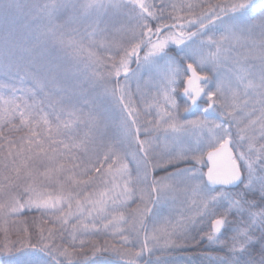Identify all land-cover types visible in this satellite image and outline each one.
Here are the masks:
<instances>
[{
    "label": "snow or ice",
    "instance_id": "obj_1",
    "mask_svg": "<svg viewBox=\"0 0 264 264\" xmlns=\"http://www.w3.org/2000/svg\"><path fill=\"white\" fill-rule=\"evenodd\" d=\"M250 3L40 6L34 39L15 46L23 63L9 60L0 72V256L72 264L115 254L142 264L145 253L197 247L215 250L190 264H252L250 253L264 256V188L251 199L227 188L245 172L246 189L264 176V17L227 22ZM59 12L66 15L57 22ZM197 34L202 44L181 66L170 45ZM134 63L155 66L158 79L149 74L133 89ZM70 74L98 84L118 118L66 102L82 87ZM196 106L200 114L185 119ZM215 109L223 119L209 117ZM186 161L191 175L172 167ZM164 201L175 205L167 215L154 211Z\"/></svg>",
    "mask_w": 264,
    "mask_h": 264
},
{
    "label": "trees",
    "instance_id": "obj_2",
    "mask_svg": "<svg viewBox=\"0 0 264 264\" xmlns=\"http://www.w3.org/2000/svg\"><path fill=\"white\" fill-rule=\"evenodd\" d=\"M50 2V0H0V72L4 71V65L9 60H13L16 63L22 64L15 51V46H24L30 43L35 37V28L41 23L43 17L40 15L38 9L41 5ZM252 12V8L246 10ZM65 12H59L57 14V22L62 21L65 17ZM264 17V6L259 8L258 15L254 20H258ZM183 60V59H182ZM12 73L11 79H15L17 69H10ZM69 82L73 79L81 82V89L70 95L67 98L68 103L75 107H88L92 106L102 116L111 117L116 116V112L111 111L114 107L109 104V99L102 94L100 86L92 85L90 81L83 75L68 77ZM103 107H102V106ZM112 108H110V107ZM113 116V117H114ZM185 163L184 165H187ZM245 187V186H244ZM243 185L238 188H231L229 190L236 193H244L248 199L252 198L253 191L256 195H259L261 188H249L245 190ZM209 189L211 187L208 186ZM220 188H215L219 191ZM31 214V213H29ZM208 247L204 248H176L169 249L166 253L161 250L153 251L152 253H145L142 258V264H190L191 259L200 258L203 259L202 253L213 251ZM29 256L28 253L22 256H0V262L5 260L12 261L13 264H17L21 259H26ZM159 257V262L157 261ZM252 264H264V256L257 252L250 253ZM30 259L36 261H48V264H52V259L48 256L34 255ZM72 264H123L115 254H107L104 257L97 256L96 258H77L72 261Z\"/></svg>",
    "mask_w": 264,
    "mask_h": 264
},
{
    "label": "rangeland",
    "instance_id": "obj_3",
    "mask_svg": "<svg viewBox=\"0 0 264 264\" xmlns=\"http://www.w3.org/2000/svg\"><path fill=\"white\" fill-rule=\"evenodd\" d=\"M263 1L264 0H251V3L245 9L239 10L238 13L230 14V16L227 18V22L237 23V24H241V25H247V24H250V23L256 21V20H254V18L258 15L259 8L263 6L261 4ZM250 7L252 8V12H247L246 10L249 9ZM221 19L223 21L225 18H221ZM220 26L221 25L219 23L213 24L208 31H217L220 28ZM204 34H207V33H204ZM201 44H202V34H197V36L193 37L190 41H187L185 43V45L180 46V47H177L176 45H170V48L175 49L176 59H177L178 63L181 66H183V60L182 59H183L184 54L191 51L192 49L199 47ZM164 60H165V57L162 54L161 58L159 59V63L163 64ZM149 74H151L154 79H158V69L155 66H137L134 63L133 64V73L130 74V83H131V86L133 87V89L136 87L138 80H142L144 77H146ZM214 83H215V81L213 79L210 82V87H214ZM108 99H109V104L114 107L111 111L114 110V112H116V116L111 115V117L112 118H118V115H119L118 109L115 108V106L111 102L110 98L107 97V100ZM201 104H202V102H201ZM110 108H112V107H110ZM199 114H200V107L197 106V108L194 111H192L190 113H185L184 118L187 119L193 115H199ZM208 115L212 119H223V117L221 116L220 111L218 109L209 110ZM201 147H203V144H201ZM187 162H188V164L184 165ZM172 167H179L181 169V175H191V174H193L192 169L194 168V164L190 161H186V162H182L178 166H172ZM196 175H198V174H196ZM248 179L249 178L247 176V173L245 172V178L241 184V185H243V187L245 186V182L248 181ZM205 184H206V182H205ZM251 188H255V189L264 188V176H261L258 173L257 176L252 181ZM245 190H247V189H245ZM176 203H178V202H176ZM174 207H175V205L173 202L164 201V202H161L160 204H157L156 206H154V211H156L162 215H167L171 211L174 210ZM155 251H157V250H155Z\"/></svg>",
    "mask_w": 264,
    "mask_h": 264
},
{
    "label": "water",
    "instance_id": "obj_4",
    "mask_svg": "<svg viewBox=\"0 0 264 264\" xmlns=\"http://www.w3.org/2000/svg\"><path fill=\"white\" fill-rule=\"evenodd\" d=\"M261 4L264 6V1ZM196 108H197V106L194 107V109L192 111H194ZM244 178H245V175L242 176L241 180L238 181L235 185H229V186H227V188H237V187H239L242 184V182L244 181ZM210 187H213V186H210ZM214 187H221V186L217 185V186H214Z\"/></svg>",
    "mask_w": 264,
    "mask_h": 264
},
{
    "label": "flooded vegetation",
    "instance_id": "obj_5",
    "mask_svg": "<svg viewBox=\"0 0 264 264\" xmlns=\"http://www.w3.org/2000/svg\"><path fill=\"white\" fill-rule=\"evenodd\" d=\"M202 101H203V99H202ZM202 101H201V102H202ZM199 107H200V106H199Z\"/></svg>",
    "mask_w": 264,
    "mask_h": 264
}]
</instances>
